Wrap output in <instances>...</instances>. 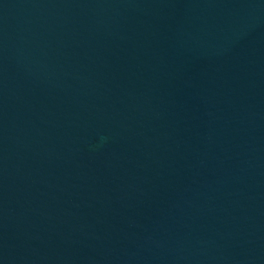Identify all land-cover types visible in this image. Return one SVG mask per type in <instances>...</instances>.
Here are the masks:
<instances>
[{
	"label": "water",
	"instance_id": "95a60500",
	"mask_svg": "<svg viewBox=\"0 0 264 264\" xmlns=\"http://www.w3.org/2000/svg\"><path fill=\"white\" fill-rule=\"evenodd\" d=\"M0 264H264V0H0Z\"/></svg>",
	"mask_w": 264,
	"mask_h": 264
}]
</instances>
